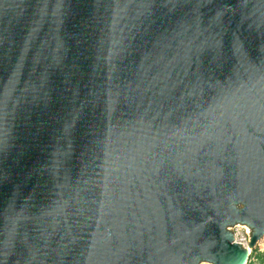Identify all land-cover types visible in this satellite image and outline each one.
I'll return each mask as SVG.
<instances>
[{
  "label": "water",
  "instance_id": "water-1",
  "mask_svg": "<svg viewBox=\"0 0 264 264\" xmlns=\"http://www.w3.org/2000/svg\"><path fill=\"white\" fill-rule=\"evenodd\" d=\"M263 234L264 0H0V264H247Z\"/></svg>",
  "mask_w": 264,
  "mask_h": 264
},
{
  "label": "built area",
  "instance_id": "built-area-1",
  "mask_svg": "<svg viewBox=\"0 0 264 264\" xmlns=\"http://www.w3.org/2000/svg\"><path fill=\"white\" fill-rule=\"evenodd\" d=\"M231 230L233 231V234L235 236L234 238L238 239L237 242L242 243L243 245V243H245L248 238L247 227L242 224H235L231 226ZM258 253H264V245L262 247L261 244H257L252 250H250V256L247 264H250L253 261H257ZM262 264H264V260Z\"/></svg>",
  "mask_w": 264,
  "mask_h": 264
},
{
  "label": "bare ground",
  "instance_id": "bare-ground-1",
  "mask_svg": "<svg viewBox=\"0 0 264 264\" xmlns=\"http://www.w3.org/2000/svg\"><path fill=\"white\" fill-rule=\"evenodd\" d=\"M238 224H242V225H244V226H246L247 227V229H249L248 230V233H249V239L248 240H246L245 241V243H243V245L244 246H248V243H249V241H250V238H251V228L248 226V225H246V224H243V223H238ZM231 227H229V229H230ZM235 237V236H234ZM234 240H236V242L238 241V239L237 238H234ZM256 245L257 244H261V246L263 247V245H264V234L263 235H261L257 240H256V243H255ZM200 263H203V261L202 262H200ZM199 263V264H200ZM212 264V263H211Z\"/></svg>",
  "mask_w": 264,
  "mask_h": 264
},
{
  "label": "rangeland",
  "instance_id": "rangeland-1",
  "mask_svg": "<svg viewBox=\"0 0 264 264\" xmlns=\"http://www.w3.org/2000/svg\"><path fill=\"white\" fill-rule=\"evenodd\" d=\"M249 229H247V232H248ZM249 239V233H248V238L247 240ZM264 260V253H258L257 255V261H253L252 263L250 264H262ZM200 264H211V263H206V262H203V263H200Z\"/></svg>",
  "mask_w": 264,
  "mask_h": 264
}]
</instances>
